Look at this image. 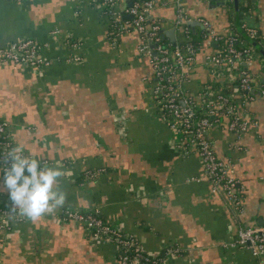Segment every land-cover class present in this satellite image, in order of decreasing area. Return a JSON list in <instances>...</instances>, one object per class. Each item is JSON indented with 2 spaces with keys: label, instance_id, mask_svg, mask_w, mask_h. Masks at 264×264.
<instances>
[{
  "label": "crops",
  "instance_id": "crops-1",
  "mask_svg": "<svg viewBox=\"0 0 264 264\" xmlns=\"http://www.w3.org/2000/svg\"><path fill=\"white\" fill-rule=\"evenodd\" d=\"M153 2L147 18L159 21L163 33L174 29L175 41L183 42V32L172 23L174 0ZM216 4L181 0L192 21L207 20L219 33L238 34L233 1ZM240 4L241 28L255 29L264 49V0ZM129 6L131 0H115L123 23L132 18L125 12ZM191 28V40L200 39L202 27ZM110 29L98 0H0V46L33 39L47 45L40 54L49 61L39 68L0 62V120L9 123L14 144L27 155L45 161L42 165L59 163L66 193L62 208L36 222L6 220L10 229L0 230V264H118L117 245L94 240L83 225L65 221L61 214L66 208L94 213L132 235L147 254H160L171 245L184 250L164 264H264L246 249L225 246L236 230L231 207L211 192L198 155L177 146L179 136L152 95V71L138 51L137 34L126 30L113 36ZM215 48L201 43L185 91L197 102L203 89L223 91L236 113L255 123L238 135L220 119L207 135L217 157L231 161L230 171L240 182L244 212L238 221L262 224L264 96L258 87L264 82V57L253 49L251 58L231 71L237 76L242 66L255 85L245 98L229 80L228 67L204 63ZM0 206L12 210L6 190L0 191Z\"/></svg>",
  "mask_w": 264,
  "mask_h": 264
},
{
  "label": "built area",
  "instance_id": "built-area-1",
  "mask_svg": "<svg viewBox=\"0 0 264 264\" xmlns=\"http://www.w3.org/2000/svg\"><path fill=\"white\" fill-rule=\"evenodd\" d=\"M21 1V0H13ZM103 8V15L110 22L113 36H119L126 30L134 31L138 36V51L148 59L151 67L152 95L158 109L165 117L170 130L179 136L177 146L185 154L195 153L203 164V176L207 180L211 192L221 195L232 209L236 220L235 235L225 246L239 247L248 250L253 256L264 260V223L252 226L243 225L238 221L244 212L242 190L239 180L230 171L231 161L217 157L214 145L208 138L207 132L213 124L226 120L228 131L238 135L245 133L255 123L240 117L235 111V105L228 94L223 91L203 89L197 102L187 95L185 84L192 68L197 47L191 42L192 28L189 19L181 5V0H174L175 16L172 21L174 28H180L184 35L183 42H170L163 45L161 39L163 29L157 20H149L147 14L153 8V0H131V6L125 12L132 16L128 28L120 21L115 11V0H98ZM200 39L216 45L215 50L204 58V63L218 69L228 67V78L234 79L238 90L249 98L255 85L241 66L237 76L231 74L237 70L236 64L247 62L253 48L246 42L240 41L235 33H219L213 29L207 20H198ZM246 34L254 39L256 30L245 27ZM54 30L53 33H57ZM72 47L78 48L77 42L70 41ZM47 47L33 39H21L7 46H0V62H12L32 68L46 66L49 61L41 56V50ZM79 61V56L72 57ZM241 65V64H240ZM260 95L264 96V82L258 87ZM9 131V123L0 120V163L3 155L15 147ZM24 154L27 155L24 151ZM9 166L11 161L9 160ZM41 163H46L42 161ZM1 174L2 169H0ZM65 221L83 225L90 231L94 240L110 241L118 247V264H164L169 256H179L184 250L178 245L164 247L160 254L151 255L138 247L137 240L130 234L123 233L107 224L99 216L91 212L66 208L62 211ZM6 220L23 221L24 216L18 212L0 206V230L10 229ZM9 223V222H8Z\"/></svg>",
  "mask_w": 264,
  "mask_h": 264
},
{
  "label": "clouds",
  "instance_id": "clouds-1",
  "mask_svg": "<svg viewBox=\"0 0 264 264\" xmlns=\"http://www.w3.org/2000/svg\"><path fill=\"white\" fill-rule=\"evenodd\" d=\"M0 169L4 181L0 191L8 192L13 212L18 210L20 215L36 222L65 205L66 193L60 186L64 172L59 163L42 165L39 159L25 155L18 145L4 153Z\"/></svg>",
  "mask_w": 264,
  "mask_h": 264
},
{
  "label": "water",
  "instance_id": "water-1",
  "mask_svg": "<svg viewBox=\"0 0 264 264\" xmlns=\"http://www.w3.org/2000/svg\"><path fill=\"white\" fill-rule=\"evenodd\" d=\"M218 1V4L216 5H221L224 6L227 0H216ZM233 1V9L235 12V18H234V23L235 27L237 30V33L243 37V39L253 48L256 49L263 57H264V49L259 45L253 38H250L246 32L241 28L240 23H239V5H240V0H232ZM131 16V15H130ZM190 26L194 25H199V22L196 19L191 20L189 23ZM174 29L171 30L170 32L167 31L166 33H162V37L164 38L165 36L169 38L170 42L174 43V35H173Z\"/></svg>",
  "mask_w": 264,
  "mask_h": 264
},
{
  "label": "trees",
  "instance_id": "trees-1",
  "mask_svg": "<svg viewBox=\"0 0 264 264\" xmlns=\"http://www.w3.org/2000/svg\"><path fill=\"white\" fill-rule=\"evenodd\" d=\"M242 3V2H241ZM241 6V8L243 7V4H240ZM237 35V37L239 38V41H238V43H237V46L240 44V41L242 42L244 39H243V37H241L239 34H236ZM254 40L255 41H257L258 40V35H257V33H256V36H254ZM191 42L197 47V49L198 48H200V46H201V43L203 42L201 39H192L191 40ZM161 43L163 44V45H169L170 44V42H169V40H167V39H161ZM236 85H237V83H236ZM238 86V85H237Z\"/></svg>",
  "mask_w": 264,
  "mask_h": 264
}]
</instances>
